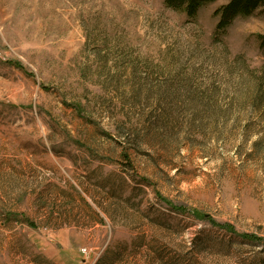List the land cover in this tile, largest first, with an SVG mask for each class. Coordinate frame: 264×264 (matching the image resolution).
I'll use <instances>...</instances> for the list:
<instances>
[{"label": "rangeland", "instance_id": "374dc122", "mask_svg": "<svg viewBox=\"0 0 264 264\" xmlns=\"http://www.w3.org/2000/svg\"><path fill=\"white\" fill-rule=\"evenodd\" d=\"M0 0V264H264V8Z\"/></svg>", "mask_w": 264, "mask_h": 264}, {"label": "trees", "instance_id": "16d2710c", "mask_svg": "<svg viewBox=\"0 0 264 264\" xmlns=\"http://www.w3.org/2000/svg\"><path fill=\"white\" fill-rule=\"evenodd\" d=\"M214 1L216 0H164V3L175 11L183 12L189 19H195L203 5ZM259 8H264V0H228L214 11L218 17L216 31L224 32L235 18L248 16ZM258 39L264 56V35H259Z\"/></svg>", "mask_w": 264, "mask_h": 264}]
</instances>
